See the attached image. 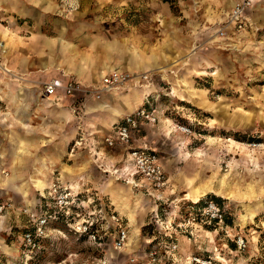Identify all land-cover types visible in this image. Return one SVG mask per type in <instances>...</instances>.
Listing matches in <instances>:
<instances>
[{
	"label": "rangeland",
	"instance_id": "rangeland-1",
	"mask_svg": "<svg viewBox=\"0 0 264 264\" xmlns=\"http://www.w3.org/2000/svg\"><path fill=\"white\" fill-rule=\"evenodd\" d=\"M238 1L158 0L125 7L131 21L149 20L152 8L159 12V68L99 100L81 93L68 98L71 115H48L47 147H0V264H264V0H250L240 32L229 28L218 38ZM65 3L64 9L74 6ZM90 5L104 14L120 11L110 0ZM172 15L190 28V47L170 33ZM129 89L128 98L139 104L126 114L146 106L155 117L139 125L130 145L150 149L162 164L168 185L159 198L127 182L119 169L127 163L124 148L106 147L108 131L86 123L95 102L114 104L112 94ZM72 122L79 123L73 132L78 143L64 140L62 147L65 137L73 138ZM46 150H58L60 162L24 161ZM37 181L44 185L36 187ZM54 184L69 193L63 209L53 205ZM206 202L220 207L222 222L205 215ZM43 212L52 214L47 235L31 250L23 236L32 228L31 214ZM112 215L127 232L121 249L114 247ZM240 237L244 248L236 244Z\"/></svg>",
	"mask_w": 264,
	"mask_h": 264
},
{
	"label": "crops",
	"instance_id": "crops-1",
	"mask_svg": "<svg viewBox=\"0 0 264 264\" xmlns=\"http://www.w3.org/2000/svg\"><path fill=\"white\" fill-rule=\"evenodd\" d=\"M64 2L71 3L73 8L64 9ZM92 2L94 0H0V41L5 49L0 52V64L7 72L0 70V147H47L43 144V135L48 115H71L65 106H70L72 102L68 98L71 97L62 92L51 96L42 93L41 84L51 78L61 83L74 80L96 86L110 71L137 73L159 68L156 45L161 28L159 18L155 17L159 12L152 8L149 20L131 21L124 10L129 3L157 5L158 0H110L119 5L120 11L106 14L92 10ZM238 2L232 4L226 15ZM168 13L170 17L171 11ZM163 17L166 19L165 14ZM172 17L170 33L178 42H184L183 47H190V28L181 23L179 16ZM168 22L170 20L165 23L167 27ZM132 89L124 95L114 92L111 96L114 104L95 102L91 108L95 115L86 122L89 129L108 131L106 136L111 134L113 123L139 104L136 99L128 98ZM111 109L122 114L114 116ZM78 124L72 122L71 137L74 131L77 133ZM97 133L100 132L95 136ZM69 139L78 142L74 137H65L62 147L64 140ZM90 140L94 141V137ZM58 153V150H46L36 156L31 152L24 161L30 164L37 160L39 163L60 162L63 155L58 157ZM32 168L26 172L30 174ZM12 170L14 172L15 168Z\"/></svg>",
	"mask_w": 264,
	"mask_h": 264
},
{
	"label": "built area",
	"instance_id": "built-area-1",
	"mask_svg": "<svg viewBox=\"0 0 264 264\" xmlns=\"http://www.w3.org/2000/svg\"><path fill=\"white\" fill-rule=\"evenodd\" d=\"M250 0H239L233 9L228 14L224 25L217 30L216 35L218 38L225 36L227 29L233 28L237 31L245 27V10L250 6ZM232 30V29H231ZM0 52H5L3 43L0 41ZM0 70H6L0 64ZM7 73V72H6ZM138 79H147L145 73H124V72H110L102 76L98 86L83 85L79 82L71 80L66 83H61L57 79L51 78L47 82L41 84V91L45 96H51L57 92H62L65 96H75L77 94H84L91 96L94 99H101V94L117 89L128 83H132ZM143 121L155 122V117L146 108V106L138 107L135 111L125 114L122 118L117 120L112 125V133L104 137L103 144L112 148L121 146L125 150V157L127 163L123 165L121 172L127 174V182L137 189H144L150 195L159 198L163 190L168 185V180L164 173L162 164L160 163L157 155L146 147L131 146V140L134 138V133L137 131L139 125ZM78 143V142H75ZM119 169L111 167L110 171L114 173L119 172ZM52 193L54 195L53 205L56 208L63 209L69 204V193L66 189L57 191V187L52 185ZM205 215L213 221L222 222V210L213 202H206L203 207ZM32 228L25 232L23 238L29 249L36 248L39 244L38 241L47 235V226L52 217V214L43 212L40 215H32ZM111 219L117 224V237L114 241V247L121 249L126 245L127 232L123 228L118 218L115 215ZM83 233L91 235L94 239L95 235L90 232L87 225L82 224ZM239 248H244V240L240 237L236 241ZM153 262L156 260L153 256Z\"/></svg>",
	"mask_w": 264,
	"mask_h": 264
},
{
	"label": "bare ground",
	"instance_id": "bare-ground-1",
	"mask_svg": "<svg viewBox=\"0 0 264 264\" xmlns=\"http://www.w3.org/2000/svg\"><path fill=\"white\" fill-rule=\"evenodd\" d=\"M114 72H118V70L117 71H114ZM110 73V72H109ZM118 73H120V72H118ZM137 74V73H136ZM139 74V73H138ZM174 91V90H173ZM189 95H191L190 93H189ZM178 96H180V99H184V98H182V96L180 95V94H178ZM192 96V95H191ZM191 96H188L187 97V99L188 100H190V101H193L192 100V98H191ZM194 98V97H193ZM105 107H106V105H105ZM115 108V107H114ZM111 112H112V114L114 115V116H120L122 113L120 112V111H118V110H114V109H111ZM37 186L39 187V188H41L43 185H44V183L42 182V181H37ZM26 194H24V196H25ZM137 204V203H136ZM250 216H253V212H251L250 213ZM132 218V217H131Z\"/></svg>",
	"mask_w": 264,
	"mask_h": 264
},
{
	"label": "trees",
	"instance_id": "trees-1",
	"mask_svg": "<svg viewBox=\"0 0 264 264\" xmlns=\"http://www.w3.org/2000/svg\"><path fill=\"white\" fill-rule=\"evenodd\" d=\"M62 211V210H61ZM51 213H52V211H51Z\"/></svg>",
	"mask_w": 264,
	"mask_h": 264
}]
</instances>
